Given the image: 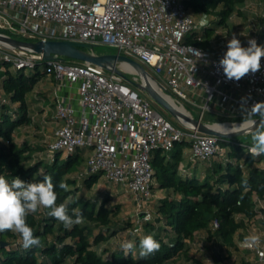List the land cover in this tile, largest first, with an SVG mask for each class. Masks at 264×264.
Instances as JSON below:
<instances>
[{
    "label": "built area",
    "instance_id": "2783aa9c",
    "mask_svg": "<svg viewBox=\"0 0 264 264\" xmlns=\"http://www.w3.org/2000/svg\"><path fill=\"white\" fill-rule=\"evenodd\" d=\"M194 29L199 28L183 0H0L1 33L27 41L65 40L86 44L90 49L113 48L117 54L148 67L158 89L185 108V103L193 107L197 117L186 109L200 121L206 112L228 119L243 117L242 98L247 108L264 102V57L260 71L239 81L228 80L219 61L227 51L230 34L215 30L216 36L210 40L212 49L204 50L184 42ZM249 39L258 42L259 35L250 34L242 46L247 47ZM74 60L56 52L45 55L0 42V61L11 69L42 64L43 74L54 79L51 119L56 125L47 152L71 154L87 148L84 171L100 172L132 196L131 219L139 231L145 217H153L149 206L153 151L167 152L174 142L185 139L188 159L194 163L209 160L223 149L214 135L183 122H179L183 129L171 125L147 96L128 85L124 76ZM1 92L0 85V100L4 101ZM254 201L256 207L264 205L261 199ZM252 250L254 261L264 264V241L261 239L259 247Z\"/></svg>",
    "mask_w": 264,
    "mask_h": 264
},
{
    "label": "trees",
    "instance_id": "16d2710c",
    "mask_svg": "<svg viewBox=\"0 0 264 264\" xmlns=\"http://www.w3.org/2000/svg\"><path fill=\"white\" fill-rule=\"evenodd\" d=\"M249 1L183 0L192 15L214 17L199 29L190 31L184 42L211 50L210 40L216 36L215 30L225 27L229 34L233 16L242 20L247 17L245 6ZM258 1L262 12L257 32L264 37V0ZM6 64L0 61V68L4 67L0 70V85L5 99L0 100V176L9 182L15 177L26 182H40L44 176H51L58 195L57 206L67 201L69 214L73 209H79L84 222L66 229L61 222L47 215L50 209H40L36 214H30L26 221L34 235L40 238V246L25 249L18 234L0 232V264H179L181 259L191 256L190 250L199 232L213 244V257L219 263L221 260L217 261L215 253L223 259L220 251L224 246L235 249V239L245 237L250 221L257 218L264 223V205L256 207L254 201L258 198L264 203V166L259 165L264 154L251 155L250 143L244 144L234 137L219 140L223 151L216 152L209 160L189 161L180 168V162L186 158L185 147H189L182 139L174 142L167 152L153 151L151 190L163 189L166 194L156 200L153 217L143 220L139 231L132 230V222L119 216L121 203L112 204L108 194L101 199L99 195L85 197L102 176L100 172L84 171L87 148L76 149L61 157L62 152L58 150L49 153L33 141L15 139V130L30 124V96L43 75V65L37 64L25 72L9 69ZM49 77L54 81L52 76ZM128 85L144 95L130 82ZM211 120L242 121L220 116H213ZM242 147H245L244 152L240 151ZM81 163H84L82 167ZM61 181L69 186L68 191L59 187ZM237 215L242 218H236ZM125 230L131 233L133 250L125 254L122 244L101 246L108 237ZM147 235L160 243V249L141 258L139 242ZM190 260L198 264L192 257ZM241 264L259 263L244 260Z\"/></svg>",
    "mask_w": 264,
    "mask_h": 264
},
{
    "label": "clouds",
    "instance_id": "9594fccd",
    "mask_svg": "<svg viewBox=\"0 0 264 264\" xmlns=\"http://www.w3.org/2000/svg\"><path fill=\"white\" fill-rule=\"evenodd\" d=\"M203 53H200V57ZM264 57V46L257 44L255 39L248 40L244 47L235 34L227 43V51L220 59L219 65L228 80L239 81L248 74H255L261 69V59ZM246 99L242 98L244 112V131L250 135L252 146L249 152L253 156L264 154V102H256L250 108L244 107ZM259 117V119H254ZM59 187L64 191L69 186L61 181ZM58 199L51 176H44L40 182H26L15 177L9 182L0 176V232L11 231L18 234L23 248L40 246L41 240L34 235L33 229L27 224V217L36 214L40 209H50L47 215L61 222L66 229L84 222L79 209H73L69 214L68 202L57 206ZM151 218L145 217L148 221ZM260 236L256 234L245 236L242 247L252 249L260 245ZM127 254L135 245L127 241L121 245ZM139 256L146 258L160 249V243L152 235L143 237L139 242Z\"/></svg>",
    "mask_w": 264,
    "mask_h": 264
},
{
    "label": "rangeland",
    "instance_id": "374dc122",
    "mask_svg": "<svg viewBox=\"0 0 264 264\" xmlns=\"http://www.w3.org/2000/svg\"><path fill=\"white\" fill-rule=\"evenodd\" d=\"M245 10L247 12V17L242 20L241 18H237V16H233L232 20H233V25L231 28V32L229 33L231 38L232 35L235 34L236 37L242 42L247 36H249L250 34H258L257 29L259 28V14L262 12V5L259 3L258 0H251L247 3V5L245 6ZM194 20H195V25L197 28H200L201 26L204 25V23L208 22L209 20H213L214 17L211 15H201V14H197V15H193ZM226 28L222 27V28H218V31L220 32V34L224 35ZM88 49L90 52L96 54L99 53L101 55H108V54H115L116 50L110 47H106V46H96L93 48H86ZM73 62V60H68L67 62ZM74 61H78V60H74ZM5 67H8L9 69H11V66L9 64H6ZM4 68V67H3ZM116 68L118 70H120L121 72H123L124 76L126 77L127 81L130 82L131 84H133L134 87L135 83H139L140 82V78L139 76L130 73V72H126L124 71L122 68L119 67L118 64H116ZM144 68L149 72V68L145 67ZM29 68H25V72L28 71ZM3 70V69H0ZM150 74L151 71L149 72ZM152 76L155 77L154 74H152ZM137 88V87H136ZM138 89V88H137ZM2 94H4V92H1ZM144 93V92H143ZM164 93V92H163ZM167 94V93H165ZM145 96H147L144 93ZM168 96H170L169 94H167ZM149 98V100L151 101L152 106L154 107V109H156L161 115H163V117H165L171 125H173L174 127H178L183 129V126L179 123V121L177 120V118H175L173 115H171L166 109H164L163 107H161L160 105L156 104L149 96H147ZM172 97V96H170ZM185 106L187 109H189L192 113V115L197 117V112L195 111V109L193 107H191L189 104L185 103ZM214 115L211 113L206 112L203 115V122L206 123H213L210 122L211 117H213ZM239 119L243 120V117H240ZM30 124H28L26 127H20L17 128L15 130L14 133H16V131L19 130V133L17 134V136L15 137L17 141L22 142V141H33L36 144L39 145L40 148H42V150H45V148H47V139L46 137H48V135L50 134V132L47 130V127H43V129H41L42 132L38 131L40 129L39 125H35L33 124V119H30ZM51 120V118H49V121ZM46 121H48V118H46ZM52 121V120H51ZM37 134H41V136L46 138V141L44 140H40V138L37 137ZM236 138L241 139L243 141L244 144H249L252 143L251 141V137L249 134L245 133V134H241L236 136ZM81 149V148H79ZM185 150H187V147H185ZM241 152L245 151V147H242L240 149ZM67 154L63 151L61 153V157H65ZM84 165V163H81V167ZM261 166H264V160L262 162H260ZM109 195L110 196V202L112 204L118 203L119 200H124L127 204L126 207H124L122 210H120L119 216L121 217H127L128 219L132 216L133 212H134V207H133V198L131 195L129 194H125L118 186H116L115 184L110 183L108 180H106L103 175L100 177V179L98 180V182L96 184H94L90 190V193H87L85 197L89 196V195H95V196H100V199L104 196V195ZM128 202V203H127ZM150 208L153 210L154 209V203L151 202L150 203ZM133 230V227H132ZM252 234H256L259 235L260 238L264 241V223H262L259 219L255 218L254 220L250 221L247 225V229L245 230V236L248 235H252ZM205 234H198V238L197 241L195 242V244L192 245L191 250H190V254L191 256L188 259H181L179 264H195L194 262H192L190 260V258L192 257L193 259L198 261V264H241V261L244 260H249L250 262H255L254 260V256H253V250L252 249H248L245 247H242V243L244 241L243 239H235L236 242V248H227V247H223L220 251V254L223 256V259H220L221 261L219 263H217L214 260L213 257V244H210L209 242H207L205 240ZM230 253V254H229Z\"/></svg>",
    "mask_w": 264,
    "mask_h": 264
},
{
    "label": "water",
    "instance_id": "95a60500",
    "mask_svg": "<svg viewBox=\"0 0 264 264\" xmlns=\"http://www.w3.org/2000/svg\"><path fill=\"white\" fill-rule=\"evenodd\" d=\"M0 42L6 45H9L18 49H31L35 52H44L45 55L50 52H56L66 57H70L72 59L87 61L96 65H100L106 70H112L122 76H124L123 72L116 68L117 62H126L130 65L136 67L140 74V82L135 83V86L142 92H144L147 96H149L156 104L160 105L164 109H166L171 115H173L179 122L185 123L188 127L192 129H196L199 132L210 134L216 136L219 140L234 138L238 135L245 134L243 128H239L230 132H222L213 127L214 124L221 123H232V122H213L206 123L200 121L198 118L192 117L190 115L184 114L178 109L174 108L163 96L161 91L157 87H154L148 80L151 78L150 73L137 61L129 58L127 56L121 54H108V55H98L85 50L88 46L83 43H76L65 40H36V41H27L18 38H14L8 36L4 33L0 32ZM125 77V76H124ZM126 78V77H125ZM152 79V78H151ZM156 83V82H155ZM157 85V84H156ZM259 119V117L254 118ZM235 123H242L235 122ZM2 244V243H1ZM217 256V261L221 258L218 256V253H215Z\"/></svg>",
    "mask_w": 264,
    "mask_h": 264
},
{
    "label": "crops",
    "instance_id": "0c3cea01",
    "mask_svg": "<svg viewBox=\"0 0 264 264\" xmlns=\"http://www.w3.org/2000/svg\"><path fill=\"white\" fill-rule=\"evenodd\" d=\"M257 44L260 46H264L263 36L259 35ZM53 86H54V81H51L49 76H46L44 74L41 75L40 79L36 83L35 89L33 90V94H31L32 96H30L32 100L30 101V105L28 106V114L30 116V119H33V122H34L33 124L37 126L39 125L40 127L38 131L42 132L41 129H43V127H47V130L50 132L48 137H46L48 138L47 139L48 143L51 142L54 138L53 129L56 125L55 122L51 121L52 119L49 121V118L52 117V114L54 112ZM46 118H48V121H46ZM18 133H19V130L16 131V133H14V137H16ZM37 137L40 138L41 141L42 140L46 141V138L41 136V134H37ZM85 150H86V153H85L84 160H86L89 154V150L88 149H85ZM184 153H186V158L180 162V168H182L184 165H186L189 162V159H188L189 147L187 148V150H184ZM165 194H166L165 190L155 188L154 190H152L151 202L155 204L156 200L162 198ZM118 203H121L120 210H122L124 207L127 206L126 202L122 199L119 200ZM129 220L132 222L131 217L129 218ZM132 226H133V230H135V226L133 222H132ZM202 233L203 232H199V234H202ZM127 241L133 242L132 236H131V233H129V230L121 231V232H118L108 237L107 240L101 243V246H104V247L111 246L112 247L114 245L123 244Z\"/></svg>",
    "mask_w": 264,
    "mask_h": 264
},
{
    "label": "bare ground",
    "instance_id": "6f19581e",
    "mask_svg": "<svg viewBox=\"0 0 264 264\" xmlns=\"http://www.w3.org/2000/svg\"><path fill=\"white\" fill-rule=\"evenodd\" d=\"M116 64L119 65L120 68H122L124 71L126 72H130L133 73L137 76L140 77L139 71L136 67H134L133 65H130L126 62H117ZM149 82L154 86L157 87L156 83L154 82L153 79H151L150 77L148 78ZM162 93V96L176 109H178L179 111H181L184 114H191L181 103L177 102L173 97L168 96L167 94ZM213 127L217 130H220L222 132H230L239 128H243L244 125L242 123H221V124H214Z\"/></svg>",
    "mask_w": 264,
    "mask_h": 264
}]
</instances>
